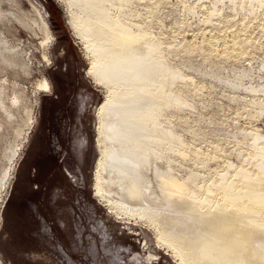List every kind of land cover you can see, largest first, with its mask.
I'll list each match as a JSON object with an SVG mask.
<instances>
[{
	"label": "bare ground",
	"instance_id": "bare-ground-1",
	"mask_svg": "<svg viewBox=\"0 0 264 264\" xmlns=\"http://www.w3.org/2000/svg\"><path fill=\"white\" fill-rule=\"evenodd\" d=\"M63 1L57 0L59 4H62ZM204 1L206 0H192L191 2L180 0L181 5H178L182 8L181 19H185L184 14L190 13V16H192L191 14L195 13L197 9L204 7L206 16L203 18V23L208 21V24L209 21L215 22V20L217 22L218 19L212 20V16L219 15L222 12L224 6L221 7V5H218L219 3H225L232 10H245L248 12L245 16L242 15L244 17H242L243 21H240V23L243 25L245 20H248L247 15L255 19L259 11L264 13V0H209V5L206 7ZM3 2H6L9 7L15 8V10L10 9L9 11L12 13L15 22L24 29L31 31L35 38L40 34L42 37L41 45L52 40L53 34L47 21L34 6L31 5L34 7V13L30 14L28 12H18L16 0H0V4ZM69 3L79 10L76 9L78 11L72 12V9H70V12L74 14V18L73 20H71L72 18L68 19L66 23L70 28L74 42L80 46L82 57L88 66L86 75L102 96L96 115L95 143L98 158L93 170L94 198L101 206H105L110 214H115L118 218L127 221L139 222L152 230L154 233V236H152L156 238L155 241L157 240L158 245L161 244L160 246L168 251L177 264H264V135L256 129H241L238 133L236 130L230 131L227 128H222L221 131V128L218 131L213 128L216 136L211 133L214 136L213 139L209 135L211 140L209 137L206 138L207 132L201 131L205 130L206 126L200 128L199 132L198 128L193 129V126L189 125L187 131L191 132L190 135L200 138L198 142H201L203 138L202 142L207 143L206 148H203L202 151L198 147L200 145L193 146L194 141L191 138L185 139L182 137L179 127V123L186 122L183 114L187 111L182 114V106L192 105L193 95L195 97V94L206 88L204 81H199L197 84L194 79L196 75L193 74V76L186 70L192 69L198 75L200 73L208 78L210 77L209 79L213 81L215 80V83L211 80L210 82L207 81L211 90L219 87L217 83L222 84L223 88H229V90L226 88L228 90V93L226 92L228 97H226L230 98L231 103L233 100H242L241 107H239L242 111H236L235 113L238 114L239 118L241 115L249 121L264 114V76L257 73H255L257 76H254L250 72L251 69L246 67L242 70L240 67L239 71L232 70L236 71L232 72V75L227 74V68L221 67L226 71V74H224L220 72L221 69H218L219 65L211 61L212 64L218 66L216 68L207 66L208 69H201V64L199 66L198 63V65L195 63L196 66L188 61L179 64L177 61L180 51L179 46L173 42L169 44L163 37V30H161L164 24L162 23L161 11L163 7H167L165 6L167 3L163 0H70ZM174 10L176 12L175 8ZM228 10L226 7L225 11L228 12ZM230 13L228 14L231 15ZM229 15L228 17H230ZM181 16L176 17L180 18ZM215 18H219V16ZM7 20V14L0 6V66H2L0 69L3 70L7 65L15 69L18 68L23 74H29L27 63L21 64L14 58L9 60L6 56V52L17 54L18 46H20L19 52H24L20 44L10 42L8 36L3 32L2 27ZM251 20L249 19L248 23ZM226 21L224 20L222 23L224 24ZM154 22L158 24L156 30H153L151 26V23ZM179 22L181 21L175 22L177 29H180L176 26V24L179 25ZM187 23L192 25L193 22L190 23L188 20ZM215 24L209 25L215 26ZM229 24L231 25L233 22H229ZM260 24L263 29V24ZM182 25L186 26L187 24ZM233 25L232 27H226L227 25L225 27L231 32ZM247 26L245 25V27ZM260 26L255 25V27ZM217 28L218 26L215 27V29ZM244 28L242 27V29ZM221 31L223 32V29ZM175 33L177 32L175 31ZM249 33H245L246 37H250ZM210 34L208 33L207 37ZM230 35L232 37L233 34L230 33L229 37ZM204 37L202 36L201 39ZM236 37H238V34ZM246 37L245 40H242L241 36L240 42H246ZM211 40L213 39L208 38L206 41L212 45L216 38L213 42ZM237 40H231L233 41V45L230 44L231 47H235V45L239 47L240 42ZM211 45L207 46L211 47ZM259 45L258 43V47ZM243 47L245 48V44H243ZM253 47L255 48V45ZM193 50L186 49L182 51L190 54ZM211 50L209 51L212 52ZM232 50L229 48V51H227ZM248 50L250 49L248 48ZM213 51L215 54V50ZM245 51L246 48L244 51L242 49V53ZM206 52L208 53V51ZM44 55L45 52L43 57ZM238 56L240 55L238 54ZM204 62H206L205 59ZM250 66L248 65V67ZM262 66L264 67V63ZM201 67L203 68V66ZM263 67L262 69H264ZM206 76L203 78H206ZM32 84L39 89L44 87L43 79L33 81ZM220 92L222 91L216 92V95L213 96H218L217 93ZM222 93L225 94V91ZM193 99L192 101H195ZM217 99H219V96ZM220 100L222 99L220 98ZM208 102L206 101L207 104L205 105L210 103ZM201 103H193V107L194 105H202L203 103ZM0 104L4 107V102L1 99ZM217 105L219 106V104ZM5 110H8L7 107ZM224 110H227V108L222 111ZM25 114L26 123L30 125V109H25ZM199 120L201 121L200 117ZM215 121L213 119L216 127ZM202 122L204 121L202 120ZM22 129L24 128H15L19 138L17 141L15 140L14 149L12 148L13 150L10 152L13 156L18 154L21 147H24L27 139L29 129L24 133L23 139L20 137V133H23ZM194 145H197V143ZM226 147L230 148L227 153H225ZM230 154L235 158L233 163L229 160L228 155ZM189 160L191 161L190 166L189 164L186 165L188 172L185 175L180 174L178 166L181 169L180 166L183 161L187 163L186 161ZM213 160H218L220 163L217 162V167L214 166L217 169L213 167V170H210L208 165ZM150 161L159 163L156 174L159 176L160 183L158 192L151 190L152 192H148V194V188H146V193L144 192V185L147 184L148 180L146 181L143 174L145 173V166ZM13 173L12 171L11 174ZM6 175L8 176V174ZM10 175L9 177H3L8 181V183L6 182L8 186L11 182ZM165 177H167L169 183L164 182L163 178ZM192 226L200 227L201 230L193 231L192 228L189 229ZM0 264H2L1 261Z\"/></svg>",
	"mask_w": 264,
	"mask_h": 264
},
{
	"label": "rangeland",
	"instance_id": "rangeland-1",
	"mask_svg": "<svg viewBox=\"0 0 264 264\" xmlns=\"http://www.w3.org/2000/svg\"><path fill=\"white\" fill-rule=\"evenodd\" d=\"M163 1L167 3L165 4V6H167L168 8L163 7L161 11V15L163 17L162 23L165 24H163L161 30H163V37L168 41L169 44L173 42L179 46L180 51L177 56V61L179 64L188 61L192 64L194 63L193 65H195L196 63V65L199 64L200 66L201 64V66H203V68L200 66L201 69H208L207 66L216 68V66L219 65L218 69H221V71L219 70L220 72L226 74L225 72L227 71V74L229 73L230 75H232V72H236L232 71L234 69L239 71L240 69L242 70L249 68L251 69L250 72H252L254 76H257L255 75V73L264 76V69H262V65L264 63V49H262V47H264V18L262 17L264 16V13H261L263 11H259V17L258 15H256L255 19L247 15L248 20H252L248 23V20L246 19L243 25L242 23H240V21H243L242 17L248 14V12H246L245 10H239L240 12L235 9L232 10L225 3H219L218 5H221V7L224 6L221 10L222 12H220L219 15H215L214 17L212 16V20L218 19L221 22L219 23L218 20L217 22L215 20V22L209 21L210 23L207 24L208 21H205L206 25L203 26V24H205L203 23V18L206 16V14L204 13V7H202V9L201 7L200 9H197L195 13L191 14L192 16H190V13L184 14L186 16H184L186 19L185 20L184 18L181 19L182 8L180 6L181 4L179 3L180 0ZM191 1L192 0H189V2ZM206 1H204L205 7L209 5V0ZM16 2V6H18V12L22 11L33 14V8L35 7L40 12V14L44 16L45 21H47L50 26L53 36L55 35L56 38L55 44L50 49V57L54 63L59 64L62 61V63L65 62L67 66V71H61V69H59V72H61V74H64L65 76H58V78L62 79V82L64 83L68 80V77L73 76L79 83V85L77 86L76 90L78 97L74 102L76 107L75 109L77 111L72 113V122H69L67 119L61 118L63 116H61L59 112H56L57 114L53 112V107L47 101V96L41 92L42 88L39 89L36 85L32 84L33 81L42 80L43 75L47 76V73L50 72L49 66L51 65V63L49 65H45L46 61L43 57V53L46 51L49 42L47 44L41 45L42 37L40 36V34L35 38L31 31L21 27L17 22L13 20L12 13L9 12L10 9L15 10V8L9 7L6 2L1 3L0 6L2 10L5 11L8 18V20L5 21L6 24L4 23L5 27H2V29L4 30L3 32L8 36L10 42H16L17 44H20L21 48H23L24 50V52H19L20 46H18L17 54H14L13 52H6V56L9 58V60H13L14 58V60H16L18 63H27L29 66V74H23L18 68L15 69L12 67H8L7 65L3 68V70L0 69V99L4 102V107H2L0 104L1 263L177 264L176 262H174V259L170 256L168 251L163 246H160L161 244L158 245L159 243L157 242V240L155 241L156 238L153 237L154 233L152 232V230H150L146 226H143L144 224H141L139 222L136 223L132 220L127 221L126 219H121L120 217L118 218L115 214H110L106 210V207L101 206L93 197V192L91 196L92 188L90 190V185H92L93 183V171L91 179L90 174L91 170H94V164L98 158L97 152L95 151L96 146L95 149L93 147L95 139L93 142L94 132L92 129V111L96 104L98 107L99 103L102 100V96L97 89L93 88L88 79L83 75L84 68L87 70L88 66L82 58L80 46L76 42H74L75 40L71 35L72 33L70 31V28L66 23L68 19L72 18L71 20H73L74 14L72 12H76L79 9L70 5V0H64L62 4H59L57 0H16ZM31 5L34 7H32ZM172 5L176 9V12L178 11V15ZM226 7L230 11H225ZM43 8H46V11H44ZM70 9H72V12H70ZM170 9L174 12L173 14ZM169 10L170 12H168ZM231 11L233 12L230 13ZM46 12L48 13V19ZM197 12L198 14H196ZM225 13H230L232 16H234L232 17L228 14L230 16L228 17V15H226ZM234 13H237V17ZM260 13L262 14V16ZM220 14L224 16H222L224 19ZM179 15L181 16L180 18H178ZM216 16H219V18H215ZM225 17H228L229 19L231 18V20L229 21V19H226ZM256 17L260 18L261 20ZM175 18L176 21H181L178 23L179 25L176 24V26H178V28L180 29H177V27H175ZM197 19L200 22H198ZM188 20L190 21V23L193 22L192 25L187 23ZM195 20L197 21V23ZM224 20H227V24L225 22L224 24L222 23ZM229 22H233L234 25H228ZM258 22L263 24V29L261 27L262 25ZM180 23L181 25H187H182V27ZM246 23H248L249 25L254 24L251 25L254 27L255 25L261 26L254 28ZM209 24H215V26ZM232 25L234 27L230 32V30L228 31L226 27H232ZM245 25H248V28L245 27ZM151 26L153 30L158 29V24L156 22L151 23ZM210 26L212 28L214 27V30ZM217 26L218 28L215 29V27ZM224 27L226 28V32L224 31ZM242 27H245L247 31L245 32L246 29H242ZM205 29H207V31H205ZM222 29L225 34L221 31ZM235 30L238 34V37H236L237 34ZM175 31L178 34L175 33ZM242 31L244 32V34ZM203 32L205 35L203 34ZM247 32H250L248 34L250 35V37L247 36L248 42L246 37ZM208 33H211L213 36L210 34L211 37L210 35L209 37H207ZM230 33L233 34V38L231 37V35L229 37ZM10 34L11 36H9ZM220 34L222 35V37H220ZM223 34L226 36L228 34V36L226 37ZM240 34L242 36V40H245L246 37V42L242 40V42H240ZM202 36L205 37L201 39ZM214 37L216 38V40ZM254 37L258 40H256ZM208 38H212L213 40H215L216 42H214L216 43V45L213 40H211L213 42L212 45L210 42L206 41ZM251 38L254 39V42ZM233 39H238L237 41L240 42L239 47L238 45H235V47H231V45H233V41L231 40ZM259 39H261L260 42H258ZM257 42L260 45L262 43V45H259L258 47ZM242 43L245 44L246 51L243 52L245 54L242 53V49L243 51L245 50ZM226 44L228 45L226 46ZM248 44H250L251 46L255 45V48H258V50H256L252 46L254 48L253 49ZM207 45H211V47H208ZM229 48L233 50L228 52ZM248 48L250 50L247 51ZM186 49L194 50L189 54L185 51H182ZM234 49L236 50V52ZM238 49H241V52ZM209 50H211L212 52H210ZM213 50H215V54L213 53ZM222 50L225 51L223 52ZM60 51L61 53L57 54V52ZM206 51L212 54L209 53L208 55ZM238 54L242 58L238 56ZM204 59L206 62H204ZM210 61L212 63L214 62V64L217 63L218 65H214ZM53 65L54 64H52L51 67ZM248 65H251L250 67L253 66L252 68H255L252 69L248 67ZM221 67L227 68L228 70L226 69V71H224V69H222ZM229 68L231 69V71ZM259 68L260 70H258ZM192 71V69H189V71L186 70V72H190L191 75H196L194 79L197 84L199 83V81H204L206 88H204L200 93L195 94V97L199 95L197 96V98H195L193 95L195 101H192L193 98L191 99L192 105L187 104L182 106V108L185 109H182V114L184 113V111H187V113L183 114V116L185 117L184 120L186 122L179 123L180 134L183 138H191L194 142L197 143V145H194L196 143L193 142V146L200 145L198 147L203 151V148H206L207 143L205 141L202 142L203 138L201 139V142H198L200 138L198 139V137H192V134L190 135L191 132L187 131L189 125H192L193 127H191L193 129L198 128L197 130H199V132L200 128L202 129L206 126L204 128L205 130L201 131H204V133L207 132L206 138H208L210 135L213 137V139L214 136H216V132H214V130L218 131L220 128V131L222 130V128H227L230 129V131L236 130L238 133L241 129H256L258 132L264 135V114H261L257 119L253 118L250 121L244 116L241 117V115L239 118L238 114H236L235 112L242 111L241 108H239L241 107L242 100H237L238 104L237 101L234 100L231 103V100H229L230 98L228 99V95L226 94V92L228 93L229 88H223L221 86L222 84L220 85V83H217L219 87H215V89L212 88L211 90L209 87V82L210 80H213L209 79L210 77L208 78L206 75H202L200 73L198 75L197 72L193 71V73ZM51 76L54 77L55 75L51 74ZM199 76H202L200 77L201 79L199 78ZM205 76L206 78H203ZM208 80L209 82H207ZM213 83H215V80L213 81ZM216 88H218L219 90H217ZM221 88H223L224 90ZM213 90H215V92H213ZM219 91H225V94L222 92L217 93V95L219 94V99H217L218 96L213 95H216L215 93ZM220 98L222 100H220ZM198 100H200V102H198ZM206 101L211 102H208L209 104L205 105L207 104ZM213 102L216 106L213 104ZM193 103H201L205 107H203L202 105H194L193 107ZM217 104H219V106ZM6 107L9 111L5 110ZM225 108H227V110L222 111ZM235 108L239 109L236 110ZM25 109H30L31 118L32 113H34L37 119L32 131L29 133L28 139L24 143V147H21L18 151V154L13 156L12 154H10V152L14 149L13 145L19 138L17 137L18 134L15 132V128H24L22 129L23 133H20V137L23 139L24 133H26L31 125L26 123V120L24 118L26 115ZM234 113L236 114V117L234 116ZM186 116L188 119L186 118ZM196 116H199L201 121L199 120V117L197 119ZM201 116L204 118L202 119ZM213 119L214 121L216 120V127L213 123ZM202 120L207 124L202 122ZM210 123H212L214 127ZM217 126L221 127L218 128ZM206 128L208 129L206 130ZM211 133L215 135L213 136L211 135ZM187 136L190 137L187 138ZM195 138H197L198 140H196ZM209 139H211V137H209ZM17 143L19 144V142ZM229 149V147H226L225 153L229 152ZM228 156L229 160L232 161V163L235 162V158L233 157V155L230 154ZM189 161H186L187 163L183 161V164L180 166L181 169H179L178 166V172L180 174L183 173L185 175L188 172L187 166L188 164L190 166L191 163V161ZM217 162L220 163L218 160L209 162L208 166H210V170H213L214 166L217 167ZM215 167L214 169H217ZM158 168L159 163H154L151 161L148 165L145 166V173L143 175L146 178V181L148 180L147 184L144 185L145 193L147 190H149L147 191V193L152 191H159V176L156 174V170ZM12 171L14 172L13 174H11ZM6 174H8V176ZM9 175L11 182L8 186V181L4 178L6 176L9 177ZM166 175L168 176V173ZM166 178L167 177L163 178L164 182L169 183V180ZM33 185H36L37 187L33 188ZM146 188L148 189L146 190ZM131 222H135L136 224ZM191 228L193 229V231L201 230L200 227L197 226L189 227V229Z\"/></svg>",
	"mask_w": 264,
	"mask_h": 264
},
{
	"label": "flooded vegetation",
	"instance_id": "flooded-vegetation-1",
	"mask_svg": "<svg viewBox=\"0 0 264 264\" xmlns=\"http://www.w3.org/2000/svg\"><path fill=\"white\" fill-rule=\"evenodd\" d=\"M43 9H44V11H46V8H43ZM46 15H47V19H48V13L47 12H46ZM48 26H49V24H48ZM49 28H50V26H49ZM50 31H51V29H50ZM55 40H56V38L54 35L52 37V40L48 43V47L46 49L47 52L45 51V55H44V58L46 61L45 65H49L50 63H51V65L52 64H54V65L52 67H51V65L49 66L50 72L47 73V76L43 75L44 87L42 88L41 92L47 96V101L50 103V105H52L53 112H55V114H57L56 112H59V114H61V116H63L61 118H65L69 122H72V118H73L72 113L77 111L75 109L76 107H75L74 102L78 97L76 90H77V86L79 85V83L76 81V79L73 76L68 77V80L64 83L62 82V79L58 78V76L59 77L65 76L64 74H61V72H59V69H61V71H67V66H66L65 62L62 63V61L59 64L54 63L50 57V49L55 44ZM60 53H61V51L57 52V54H60ZM85 70L86 69L84 68L83 75L85 78L88 79L90 84L93 86L90 79L86 75L87 70H86V72H85ZM51 74H54L55 76L53 77V76H51ZM93 88H95V87L93 86ZM96 107H97V104L92 111V114H93V128L92 129L94 132L93 142H94V139L96 142V129L95 128H97L96 115H97V110H98V107H97V109H96ZM36 119L37 118H36L35 114L32 113L29 133L32 131ZM29 133H28L27 139L29 137ZM94 143H93V147L95 149L96 143H95V145H94ZM95 151L97 152V148L95 149ZM92 171L93 170H91L90 179L92 178ZM35 187H37V186L33 185V188H35ZM91 188H92V190H91ZM90 190H91V196H92V192H93V197H95L94 196V190H93V183H92V185H90Z\"/></svg>",
	"mask_w": 264,
	"mask_h": 264
}]
</instances>
